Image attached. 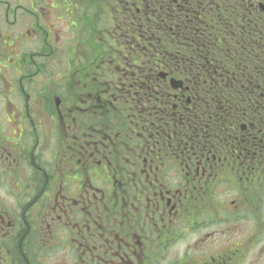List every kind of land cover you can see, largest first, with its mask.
I'll return each mask as SVG.
<instances>
[{
	"label": "flooded vegetation",
	"instance_id": "flooded-vegetation-1",
	"mask_svg": "<svg viewBox=\"0 0 264 264\" xmlns=\"http://www.w3.org/2000/svg\"><path fill=\"white\" fill-rule=\"evenodd\" d=\"M246 1L264 16V0ZM159 5L0 0V264H259L264 256V116L245 111L214 141L202 129L188 135L191 87L162 72L155 86L167 95L143 99L146 83L126 81L116 63V23ZM63 20L77 61L52 65V29L59 34Z\"/></svg>",
	"mask_w": 264,
	"mask_h": 264
},
{
	"label": "trees",
	"instance_id": "trees-1",
	"mask_svg": "<svg viewBox=\"0 0 264 264\" xmlns=\"http://www.w3.org/2000/svg\"><path fill=\"white\" fill-rule=\"evenodd\" d=\"M178 1L156 0L137 22L116 23V63L126 66V81L146 83L143 99L167 95L166 86H155L162 72L183 79L195 101L185 130L202 129L199 135L214 141L243 112L264 116V16L246 0ZM105 51L100 44L99 55Z\"/></svg>",
	"mask_w": 264,
	"mask_h": 264
},
{
	"label": "rangeland",
	"instance_id": "rangeland-1",
	"mask_svg": "<svg viewBox=\"0 0 264 264\" xmlns=\"http://www.w3.org/2000/svg\"><path fill=\"white\" fill-rule=\"evenodd\" d=\"M82 13L83 11H87L86 9H79ZM61 10H57L56 13H60ZM91 12H93L91 9H89L88 13L89 15L91 14ZM64 17V16H63ZM92 22H88L87 24H90ZM81 24V23H79ZM66 22L65 20L63 21H60L57 23V28L59 29V34L55 29H52V33H57V37L59 38V42L57 44V46H55V48L58 49V52L56 53V61L57 62H54L52 61V65L54 64H66V63H71L73 64L75 61H77V55H78V51L75 49V50H70L69 46H70V37L71 35H69L67 32H66ZM44 27V25H43ZM37 32L39 33V30H37ZM89 36V32H86L85 33V37H84V40ZM36 45L37 47L40 46V43L41 41L39 40V38L36 39ZM75 52V54L73 53ZM85 58H89V61L91 60L92 56L91 54H87L85 55ZM67 59V61H66ZM75 64V63H74ZM77 64L79 65H84L85 64V59L83 62H78ZM90 74H95L96 73H93L91 72ZM71 76H73V71H71V75L68 73V76H67V79L70 81L71 80ZM73 78V77H72ZM259 264H264V256H262V258L259 256V260H258ZM249 262H244V264H248Z\"/></svg>",
	"mask_w": 264,
	"mask_h": 264
},
{
	"label": "water",
	"instance_id": "water-1",
	"mask_svg": "<svg viewBox=\"0 0 264 264\" xmlns=\"http://www.w3.org/2000/svg\"><path fill=\"white\" fill-rule=\"evenodd\" d=\"M171 84L174 86V87H181L182 86V82L181 81H177L175 79H172L171 80Z\"/></svg>",
	"mask_w": 264,
	"mask_h": 264
}]
</instances>
